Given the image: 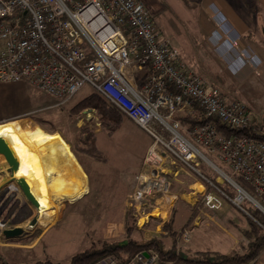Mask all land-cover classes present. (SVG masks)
Segmentation results:
<instances>
[{
    "label": "built area",
    "instance_id": "1",
    "mask_svg": "<svg viewBox=\"0 0 264 264\" xmlns=\"http://www.w3.org/2000/svg\"><path fill=\"white\" fill-rule=\"evenodd\" d=\"M231 29L223 35L238 44ZM161 34L143 0H0V85L27 83L58 106L88 85L152 138L131 204L169 191L163 163L170 157L169 171L184 165L204 183L206 208L264 215V126L252 125L248 106L227 102ZM86 113L87 121L97 115ZM182 117L202 123L184 124ZM148 165L154 170L145 172Z\"/></svg>",
    "mask_w": 264,
    "mask_h": 264
},
{
    "label": "rangeland",
    "instance_id": "2",
    "mask_svg": "<svg viewBox=\"0 0 264 264\" xmlns=\"http://www.w3.org/2000/svg\"><path fill=\"white\" fill-rule=\"evenodd\" d=\"M144 1L155 18V24L161 31L163 39H169L179 50L184 63L198 75L219 87L222 94L225 93L227 102L236 99L244 102L248 106L252 125L262 126L264 123V9L261 8L255 16L243 18L249 25V31L243 33L231 19L226 17L228 14H225L223 9V13H220L221 10L218 11L219 13H211L209 9L204 8L206 7L204 4L198 6V1L194 0ZM246 11L248 10L244 9L242 12ZM234 13L238 15V10ZM212 21L219 22L220 27L214 29ZM223 26L232 27V34L240 38L238 44L225 39ZM2 49L3 43L0 41V52ZM92 93L94 90L87 85L68 104L58 106V101L40 93L29 84L0 85V118H5L0 123V127L13 128L24 137L40 127L31 118L34 114L45 117L66 133L71 126L75 129H89L94 131V134H98L101 132L98 113L96 116L93 115L90 121H87V113L83 114L85 110L69 117L70 109ZM45 101L50 102L47 104L48 107L41 106ZM30 110L31 113H26ZM96 122L100 126H97ZM70 133L71 136L75 135L73 131H69V136ZM182 133L185 134L184 130ZM150 142L151 138L144 131L130 120H125L121 130L114 137L101 140L102 150L108 158L106 166L92 162L85 155L80 157L88 172L91 192L87 189L86 193L76 201L53 195L50 207L44 209L42 215L38 213L37 204L30 197L25 184L15 179L14 166L0 154V226L8 221L5 230L17 226L24 231L20 237L22 243L4 245V241H0V247L7 246L4 248L9 251L6 253L8 260L16 264H35L39 260H51L60 264L70 263L73 255L88 248L85 247L89 243L88 233L95 225L108 236L107 231L111 228V224L108 225L106 220L100 219L104 216L102 210L92 209L96 206L102 207L99 203L107 204L111 196L115 199L117 193L121 195L133 186V193L126 206L139 227L140 219H145L146 212L153 214L156 210L153 209L157 205L156 200L171 191L180 192L176 190L177 186L181 185L178 181H187L186 175L192 177L190 171L180 164L177 168L187 174L181 172L176 177L174 171L168 170H173L172 158L168 157L163 164L168 167L165 177L170 182L169 191L145 196L139 203L131 204L130 198L140 186L137 178L141 173L143 157ZM149 166L151 165L145 168V172L154 170ZM162 215L164 216L163 213ZM166 215L168 216L169 213ZM61 216H63L61 226L54 227L39 248L35 252H30L28 250L30 242L24 243L26 237L32 235L33 231L42 232L51 224L59 223ZM8 217H13L12 221H9ZM148 218L153 220L150 215ZM108 220L110 221V218ZM36 227L39 228L36 230ZM239 241L240 235L233 233L218 235L215 243L220 250L228 254L238 247ZM258 260L264 264V253Z\"/></svg>",
    "mask_w": 264,
    "mask_h": 264
},
{
    "label": "trees",
    "instance_id": "3",
    "mask_svg": "<svg viewBox=\"0 0 264 264\" xmlns=\"http://www.w3.org/2000/svg\"><path fill=\"white\" fill-rule=\"evenodd\" d=\"M245 3L249 4L248 2ZM252 4L253 6L254 4L257 5V8H259L257 3L253 2ZM217 88L220 89L219 87ZM223 95H225V93ZM45 102L41 106L46 105L48 107L47 104H50V102ZM87 109H94L98 113L101 124V132L98 134H94V131H90L89 129H75L71 126L68 129V133H66L56 127L51 121L46 120L45 117H41V115H31L34 122L47 133H60L64 141L70 146L73 155L84 169L86 175H88V172L85 164L80 159L81 155L87 156L94 163H100L102 166H106L108 158L102 150L101 140L114 137L121 130L125 120H130L120 110L96 93H92L86 99L72 107L69 117H73V115H77L81 111ZM31 112L32 110L26 113ZM3 119L4 118H0V123ZM181 120L184 124L191 126L202 123L201 121H193L186 117H182ZM69 131H73L75 135L71 136L70 133L69 136ZM152 143L153 140L151 138L150 144ZM202 170L207 175H212L205 166H202ZM237 181L246 190L253 193L251 187L243 183L241 178H237ZM223 188L231 193V195L236 194L226 185L223 186ZM105 205L106 204H104V206ZM98 207L100 206H96V208L92 210H97ZM173 210L171 222L164 226L166 237L142 241V235L138 229L136 219H134L130 213L128 219L124 223L125 234L122 239L98 240L88 249L73 255L68 264H101L108 260L113 261L114 264H131L142 255H146V258L149 260L154 255H157L158 260L155 264H249L259 259L264 253V229L260 226H264V215L259 211L251 210L252 218H250L240 212L236 207H231L229 215L224 220V223H226L228 227H225V225L224 227L239 234L240 241L238 247L234 248L230 254H226L193 248V246H196L194 245L195 243L191 242V240L186 242L184 240V233H178L173 229L176 223V214L178 213L176 206H174ZM123 241H128V244L124 247L119 246ZM7 252L9 251L0 247V264H16L8 260ZM35 264L60 263H54L51 260H39Z\"/></svg>",
    "mask_w": 264,
    "mask_h": 264
},
{
    "label": "crops",
    "instance_id": "4",
    "mask_svg": "<svg viewBox=\"0 0 264 264\" xmlns=\"http://www.w3.org/2000/svg\"><path fill=\"white\" fill-rule=\"evenodd\" d=\"M194 1H198L199 3L198 6H200V4L201 5L204 4L206 6L204 8L209 9L211 13H219L218 11L220 10H221L220 13H223L222 12V9H223L224 13L228 14L227 16L225 14L224 15L227 18L231 19V21L235 23L240 29V31H242L243 33H247L249 31L248 30L249 25L247 24L246 21L243 20V18L245 19V17L247 18V17L255 16L256 12L261 10V8L264 9V0H246V1L245 0H194ZM245 2H248L249 4H246ZM253 2L257 3L259 5V8H257V5L255 4L253 6L252 4ZM214 3L216 4L214 5ZM244 9L248 10L246 11L247 13L242 12L244 11ZM235 10H238V15L234 13ZM212 27H214V29L219 28L220 27L219 22L212 21ZM223 28L225 30H229L232 27L223 26ZM80 167L82 168L81 165ZM181 172H185V171H181L180 169L179 171L175 173V176L177 177L178 175H180ZM186 177H188L186 179L187 181H181V180L178 181L181 185H178L176 190H179L180 192L177 193L175 191L173 192L171 191L168 195L160 197L158 200H156L157 205L155 206V208L153 207V209H156L154 213L151 214V213L146 212L145 219L142 218L140 220L138 229L140 230V234L142 235L141 239L142 241H149L152 239H162L166 237V233L164 232V226L171 222L172 215H173L172 210H173V207L176 206L178 213L176 214V223L174 224V227H173V229L176 232L190 233V236H191L190 240L191 242L195 243L194 245H196V246H193V248L195 247L196 249L224 253V250H220L216 246L215 242H216L218 235L235 233L233 230L225 228L228 226L226 225V223H224V220L229 215L231 208L229 206H225L223 211L216 213L213 210L203 206L202 200L206 192V186L200 179L194 178L195 177L194 175H192V177L186 175ZM86 180H87V185H88L87 187L91 192L90 181H89L88 176ZM133 187L128 188L127 191H125V193L121 195L117 193L118 196L115 199H113V197L111 196L108 199V202L105 206L102 205V207L101 206L98 207L99 210L103 211L101 213H103L104 215L100 217V219L102 218L103 221L106 220L108 222V225L110 223L113 226L110 225L111 228H109V230L107 231V234H108L107 236L105 232H101V229L97 228L95 225L94 228L90 229L88 233L89 243H87L86 246L85 244L83 246L89 248V246L91 247L92 244L98 240H120L122 239V237L125 234L124 223L128 219V215H129V209L127 208L126 205L128 203V199L130 195L133 193L132 192ZM177 200H179L180 202H177ZM99 204H102V203H99ZM162 213L164 214V216L162 215ZM167 213H169L168 216L166 215ZM149 215L153 217V220L148 218ZM39 218H40L39 220H41V217ZM108 218H110V221L108 220ZM62 219H63V216L60 217L58 221L59 223L51 224L50 227L46 228L42 232L40 230H37L39 227L38 228L36 227L37 231H33L31 233L34 236L28 235L26 239L24 240L25 241L24 243L30 242L29 246L26 244V246L30 247V249L28 250L30 252H35V250L39 248V246L43 243L45 238L53 230V228L61 226ZM141 226L142 227L144 226V227L141 228ZM16 227H13V228H16ZM18 228H21V227H18ZM4 231H5V228H2L0 226V241L3 240L4 245H6V243L7 244L13 243L17 245L18 243L23 242V240L20 237L18 238L6 237L4 235ZM4 245H3V248L7 247ZM232 251H230L228 254H230ZM101 264H105V263H101ZM131 264H153V263H151L148 258H145V260L138 258Z\"/></svg>",
    "mask_w": 264,
    "mask_h": 264
},
{
    "label": "bare ground",
    "instance_id": "5",
    "mask_svg": "<svg viewBox=\"0 0 264 264\" xmlns=\"http://www.w3.org/2000/svg\"><path fill=\"white\" fill-rule=\"evenodd\" d=\"M0 141L14 157L15 179L25 184L40 215L53 195L76 201L86 193V175L58 133L37 127L23 137L13 128L0 127Z\"/></svg>",
    "mask_w": 264,
    "mask_h": 264
},
{
    "label": "water",
    "instance_id": "6",
    "mask_svg": "<svg viewBox=\"0 0 264 264\" xmlns=\"http://www.w3.org/2000/svg\"><path fill=\"white\" fill-rule=\"evenodd\" d=\"M263 126H264V123H263ZM0 154L4 155L9 160L12 166L14 167L16 166L14 157L12 156L9 148L6 146L4 141H0ZM23 233H24L23 229L18 228V227L4 231V235L8 238H18V237H21ZM127 244H128V241H123L122 243L119 244V246L124 247ZM146 257H147L146 255H142L140 258L145 260Z\"/></svg>",
    "mask_w": 264,
    "mask_h": 264
},
{
    "label": "flooded vegetation",
    "instance_id": "7",
    "mask_svg": "<svg viewBox=\"0 0 264 264\" xmlns=\"http://www.w3.org/2000/svg\"><path fill=\"white\" fill-rule=\"evenodd\" d=\"M8 218H10V217H8ZM10 219H11V218H10ZM10 219H9V220H10Z\"/></svg>",
    "mask_w": 264,
    "mask_h": 264
}]
</instances>
